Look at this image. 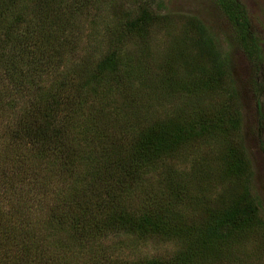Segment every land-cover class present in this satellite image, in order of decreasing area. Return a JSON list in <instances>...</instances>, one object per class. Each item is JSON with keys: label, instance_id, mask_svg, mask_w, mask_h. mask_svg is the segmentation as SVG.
Returning a JSON list of instances; mask_svg holds the SVG:
<instances>
[{"label": "trees", "instance_id": "obj_1", "mask_svg": "<svg viewBox=\"0 0 264 264\" xmlns=\"http://www.w3.org/2000/svg\"><path fill=\"white\" fill-rule=\"evenodd\" d=\"M109 2L0 0V264H230L223 237L253 223L264 239V218L228 62L135 63L164 1L129 0L113 25ZM217 2L260 54L243 5ZM224 169L236 194L220 200Z\"/></svg>", "mask_w": 264, "mask_h": 264}, {"label": "rangeland", "instance_id": "obj_2", "mask_svg": "<svg viewBox=\"0 0 264 264\" xmlns=\"http://www.w3.org/2000/svg\"><path fill=\"white\" fill-rule=\"evenodd\" d=\"M163 1L160 12L151 16L155 25L150 30L147 43L142 40L130 42L126 52L135 63L142 62L147 68L161 61H169L170 67L177 66L176 61L182 53L187 55L185 60L188 65H196L195 61L188 60L192 58L200 61L210 57H216L217 61L227 60L230 76L228 86L235 96L233 106L238 107L242 114L243 144L252 167L249 189L259 199L264 218V123L260 126L257 117V112L264 113V0H238L262 40L261 53L257 55L243 48L235 28L222 13L217 0ZM131 5L129 0H110L107 21L112 22V25L118 23L125 10L132 9ZM133 11L136 13L137 9ZM190 25L201 26L206 40L196 37L192 40V32L187 33L184 27ZM209 93L201 89L190 98L207 99ZM214 112L216 116H222L218 113L219 108ZM220 143L221 140H218V145ZM214 173L211 176L215 178L211 181L215 180L219 184L215 193L220 195V200L230 199L231 195L236 194L231 171L224 169ZM249 225L237 234L226 233L222 239L225 245L221 248L230 264H264V239L261 234L255 233L253 223ZM144 246V251L148 250L149 253L165 254L176 244L152 240Z\"/></svg>", "mask_w": 264, "mask_h": 264}]
</instances>
